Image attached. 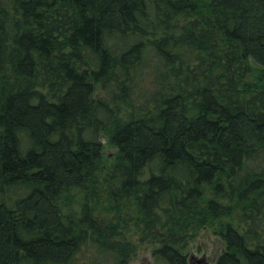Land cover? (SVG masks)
Listing matches in <instances>:
<instances>
[{"label":"trees","instance_id":"obj_1","mask_svg":"<svg viewBox=\"0 0 264 264\" xmlns=\"http://www.w3.org/2000/svg\"><path fill=\"white\" fill-rule=\"evenodd\" d=\"M255 71L264 0H0V264H264Z\"/></svg>","mask_w":264,"mask_h":264},{"label":"rangeland","instance_id":"obj_2","mask_svg":"<svg viewBox=\"0 0 264 264\" xmlns=\"http://www.w3.org/2000/svg\"><path fill=\"white\" fill-rule=\"evenodd\" d=\"M262 72L255 71L254 74L248 77V80L252 83L253 86L260 84L264 85V71ZM102 96L103 92L100 86H97L95 97L99 98ZM103 143L105 146L104 152L106 156L110 159H113L116 153V149L108 145L106 138H103ZM235 218L238 219L237 216ZM224 220L236 222V220L232 218H224ZM217 225L218 223L213 226H207L203 228L195 237V239L190 242L187 254L189 256V259L191 257H194L195 264H198V260H202L207 264L213 263V260L216 261L219 255L225 250V242L219 235L215 233ZM139 232V228L130 226L127 227L123 233L124 238L134 244L137 251L130 264H155L154 249L156 247V244L141 243Z\"/></svg>","mask_w":264,"mask_h":264},{"label":"water","instance_id":"obj_3","mask_svg":"<svg viewBox=\"0 0 264 264\" xmlns=\"http://www.w3.org/2000/svg\"><path fill=\"white\" fill-rule=\"evenodd\" d=\"M189 260H190L191 264H195L194 263V261H195L194 257H191ZM215 263H216V261L213 260V263H209V264H215ZM198 264H207V263H204V261H202V260H198Z\"/></svg>","mask_w":264,"mask_h":264}]
</instances>
